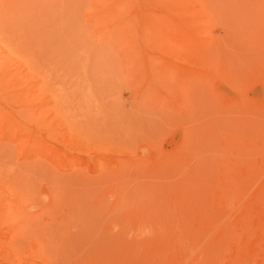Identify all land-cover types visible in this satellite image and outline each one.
Wrapping results in <instances>:
<instances>
[{
  "label": "rangeland",
  "instance_id": "rangeland-1",
  "mask_svg": "<svg viewBox=\"0 0 264 264\" xmlns=\"http://www.w3.org/2000/svg\"><path fill=\"white\" fill-rule=\"evenodd\" d=\"M0 264H264V0H0Z\"/></svg>",
  "mask_w": 264,
  "mask_h": 264
}]
</instances>
